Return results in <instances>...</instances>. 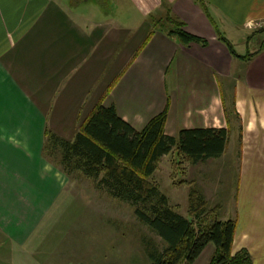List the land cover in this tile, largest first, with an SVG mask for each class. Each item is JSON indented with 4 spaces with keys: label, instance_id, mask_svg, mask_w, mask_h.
<instances>
[{
    "label": "crops",
    "instance_id": "1",
    "mask_svg": "<svg viewBox=\"0 0 264 264\" xmlns=\"http://www.w3.org/2000/svg\"><path fill=\"white\" fill-rule=\"evenodd\" d=\"M203 1L207 13L195 0H0V264L119 263L85 235L82 252L65 242L60 224L88 206L60 207L70 180L45 153L50 134L73 139L98 103L136 131L165 109L168 136L228 129L238 149L233 252L264 264V42L242 59L218 37L264 35V0ZM169 12L205 43L155 28ZM227 147L194 166L218 169L216 197Z\"/></svg>",
    "mask_w": 264,
    "mask_h": 264
},
{
    "label": "trees",
    "instance_id": "2",
    "mask_svg": "<svg viewBox=\"0 0 264 264\" xmlns=\"http://www.w3.org/2000/svg\"><path fill=\"white\" fill-rule=\"evenodd\" d=\"M207 13L203 0H195ZM155 28L184 44L205 42L184 30L185 24L171 12L152 21ZM230 53L239 56L231 43L218 33ZM255 55L240 56L250 59ZM167 109L136 131L116 112L115 107L98 103L81 119L73 139L56 134L48 136L52 152H58L66 174L80 171L97 181V186L112 197L129 203L139 221L149 226L166 244L162 252L148 250L151 264H194L208 246L214 252L208 264H252L250 253L233 252L237 222L220 221L207 210V202L198 191L189 194V218L170 205L159 186L150 179L162 159L175 154L173 168L183 172V164L196 166L220 158L226 150L228 129H186L178 137L165 133ZM48 145L45 153L48 152ZM51 153V152H50Z\"/></svg>",
    "mask_w": 264,
    "mask_h": 264
},
{
    "label": "rangeland",
    "instance_id": "3",
    "mask_svg": "<svg viewBox=\"0 0 264 264\" xmlns=\"http://www.w3.org/2000/svg\"><path fill=\"white\" fill-rule=\"evenodd\" d=\"M110 7L108 4V11L112 9H109ZM122 22L131 26L134 25V27L141 26L142 23L141 20L139 22ZM143 32L144 29H141L139 45L148 36V31L145 30L146 36L142 38L141 34ZM224 37L231 41V45L236 49L235 51L246 56L259 50L260 43L264 42V35L255 38L251 36L249 41L252 43L250 44H246L248 38L244 39L239 34L232 36L230 33L224 32ZM227 149L224 157L226 160L228 159L227 163L220 168L223 171L221 178L223 186H221L222 188L217 197L211 191L214 190L212 183L216 182V178H213V176L218 169L216 168L202 176L199 169L195 171L194 166L185 163L183 164V172L185 173H182L181 170L173 168L175 157L173 153L162 159L158 170L150 180L159 186L162 194L168 198L170 205L187 218H189V194L191 191L196 190L205 196L208 211L216 207L219 208L213 214L216 219L220 221L235 219V197L238 189L236 138L231 137ZM46 157L56 163L57 168L63 172L64 167L61 164L58 152H52L49 147ZM66 175L70 180L68 183V188H71L70 195L67 198L68 200H60V207L68 210L71 207L73 210L82 205L88 206L84 212H79L81 214L75 222L62 223L59 226L60 231L63 229L65 231L69 230L65 242H73L76 252H82L84 235L90 238L93 243H99L102 251H114L119 260L118 264H151L148 250L158 249L159 252L164 250L166 244L149 226L138 220L135 209L129 203L112 197L97 186L96 180L85 177L80 171L75 170L70 175ZM217 179L219 180L218 176ZM205 183L207 188L204 187ZM212 254V247H208L194 264H208Z\"/></svg>",
    "mask_w": 264,
    "mask_h": 264
}]
</instances>
